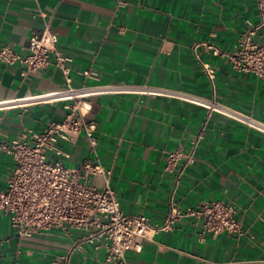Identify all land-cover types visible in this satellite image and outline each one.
<instances>
[{"label":"crops","instance_id":"0c3cea01","mask_svg":"<svg viewBox=\"0 0 264 264\" xmlns=\"http://www.w3.org/2000/svg\"><path fill=\"white\" fill-rule=\"evenodd\" d=\"M258 18L254 0H0V44L26 55L29 37L48 28L71 58L73 86L112 87L88 98L84 119L95 126L96 146L83 133L74 143L59 141L69 153L67 167L81 173L85 161L98 160L112 170L122 211L144 215L153 226L163 224L171 202L181 210L212 200L236 208L244 235L199 236L194 219L184 217L128 252L129 264H264V129L243 119L264 124V84L199 48L214 70L210 81L192 50L211 41L233 52ZM24 69L0 63V142L65 114L52 97L65 88L62 72L49 66L22 76ZM84 70L96 76L84 78ZM218 105L242 120L216 111ZM176 149H194V161L167 171V155ZM13 166L0 151V190ZM88 182L103 185L99 175ZM79 234L55 229L18 239L0 213V264H56ZM101 261L102 251L85 244L70 264Z\"/></svg>","mask_w":264,"mask_h":264},{"label":"built area","instance_id":"2783aa9c","mask_svg":"<svg viewBox=\"0 0 264 264\" xmlns=\"http://www.w3.org/2000/svg\"><path fill=\"white\" fill-rule=\"evenodd\" d=\"M254 2L258 21L240 33L238 47L233 52H226L211 41L193 44V54L210 81L214 79V70L201 61L199 48L212 56L225 57L234 70L250 72L264 84V0ZM56 44L57 37L48 28L29 37L26 55H20L8 44H0V63L23 64L22 76L54 66L65 79V88L52 95L54 100L63 102L65 114L62 120L49 121L40 131L29 129L9 143L0 142V151L10 154L14 162L6 186L0 190V213L8 216L14 235L24 239L55 229L65 234L71 230L80 231L68 250L56 256V264H70L72 255L85 244L102 251L101 264H129L128 252H139L143 243L151 241L154 233L171 229L184 217L194 219V224L200 228L199 236L221 232L244 235L236 208L231 203L212 200L181 210L171 202L163 224L153 226L144 215H128L122 211L110 186L111 169L104 168L98 160L85 161L81 173L65 165L63 160L69 158V153L59 146V141L74 143L83 133L88 145L92 149L96 146L95 126L84 119L91 109L88 98L108 92L112 87L73 86L71 58L63 55ZM81 75L84 78L96 76L90 70L82 71ZM215 110L237 120L243 118L219 105ZM243 119L264 129V124L256 120ZM178 161L181 162L180 170L191 165L194 149L169 152L165 170L170 171ZM91 175L101 176L103 185H91L88 182Z\"/></svg>","mask_w":264,"mask_h":264}]
</instances>
